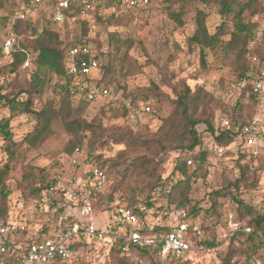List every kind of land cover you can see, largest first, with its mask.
I'll return each mask as SVG.
<instances>
[{"label":"rangeland","instance_id":"374dc122","mask_svg":"<svg viewBox=\"0 0 264 264\" xmlns=\"http://www.w3.org/2000/svg\"><path fill=\"white\" fill-rule=\"evenodd\" d=\"M20 4L21 0L0 2V49L10 27V19ZM198 9L207 15V25L210 32L214 33L222 23L220 6L215 0L210 4H205L202 0H151L145 9L122 13L125 18L110 21L114 10L106 7L102 8L101 16L90 12L80 18L88 24V34L83 41L89 42L92 49L97 47L102 66L112 61L113 68L116 69L115 73L105 79L113 92L122 96L125 91L130 95L148 92L159 95V98L150 100L158 116L150 123L149 128L136 127L122 117H115L116 108L108 103H88L72 98L69 109L54 120L51 136L35 146H29L22 144V141L33 132L35 116L14 114L9 106L1 103L0 118L11 116L10 128L14 140L21 144L19 153L17 152L19 157L14 162L15 171L7 180L12 191L8 198V221L16 222L19 227L14 239H34L42 235L44 226L54 228L56 211L66 202L60 185L69 180L85 178L92 165L98 163L94 156L102 154L104 160H115L117 165L115 168L105 166L108 176L106 194L97 197L95 202L98 228L106 230L115 221V214L123 199H128L126 202L130 205L144 209L141 219L143 226L149 230L185 223L188 227L187 241L191 243L192 250L176 256V259L165 260L155 256L141 257L134 252L118 254L107 244L88 241L66 264H121V261L122 264H152L153 261L161 264H225L224 260L229 258L231 264H264V246L249 243L245 237H230L231 231L247 227L255 213H262L264 210V157L258 161H242L238 147L228 149L222 157L212 150L208 155V163L192 177L190 183L174 188L178 180V175L174 173L175 165L178 160H184V151L169 150L173 145L170 143L172 141H167L165 132L172 121H176L173 116L179 113L177 101L181 93L189 87L192 90L191 98L196 96L201 102L198 114L210 116L216 125L224 109L228 105L232 108L236 103L244 86L238 82L236 58L226 48L208 50L205 65L201 62L200 50L190 48L188 38L196 29L195 16ZM171 11L183 13L182 27L171 18ZM47 13L36 11L32 14L37 15L34 23L39 30L48 23L45 16ZM244 19L258 23L256 35L260 39L264 33V0H255L254 9L245 14ZM52 28L60 32L65 45L83 37V26L79 23L66 27L52 25ZM229 30L231 31V27ZM27 37L29 36H25V39ZM258 46L257 41L250 43L248 47L261 58L264 53ZM30 73L20 68L17 75L8 76V81L2 83L0 80L1 95L11 98L27 89ZM66 97L58 86V79L50 75L46 78L42 93L33 99V110L41 111L49 101H53L59 109L61 100ZM139 97L143 99L142 96ZM27 98V94H22L19 101L24 102ZM251 108L248 104L246 112L250 113ZM70 111L97 129V135L92 131L79 133L82 144L72 154L66 152L70 135L65 130L62 117ZM177 117H180V113ZM167 121L170 125L162 134L159 128ZM197 130L202 138L201 149L211 148L213 139L210 132L202 124ZM126 133L137 142V146L127 149L125 144L111 141V136ZM96 139L103 142L104 146L94 150L90 156V142ZM145 142L147 146H141ZM5 144V138L0 133V149ZM183 144L188 145L190 141L186 140ZM143 157L159 164L155 170H152L154 165L149 168L151 176H139L134 168L126 174L122 172L127 164ZM244 163L248 164L247 176L251 180L248 185L241 187L239 198L251 207L252 213L238 208L229 197L218 199L220 206L217 207V213H208L206 210L212 205L211 193L237 179L240 176L239 165ZM190 171H193L192 167ZM24 175L29 181L24 179ZM158 178L166 185L165 190L156 188L151 192L150 188ZM48 184L51 185L48 192L36 193V188ZM150 194L156 201L153 208L142 202ZM195 205L203 209L197 216L192 213ZM66 206L63 216L76 217L77 207ZM172 213L177 216L176 220L172 219ZM178 213L183 214L178 216ZM204 241H212L214 245L208 247L202 243ZM0 264L18 263H8L0 258Z\"/></svg>","mask_w":264,"mask_h":264},{"label":"trees","instance_id":"16d2710c","mask_svg":"<svg viewBox=\"0 0 264 264\" xmlns=\"http://www.w3.org/2000/svg\"><path fill=\"white\" fill-rule=\"evenodd\" d=\"M3 0H0V2ZM32 0H21V4L17 7L22 8L28 6ZM106 5H100L96 7L92 11L82 12V7L79 4H73L68 10L67 17L68 19L61 23L56 24L53 22V14L49 7L44 4L40 5L36 8V11L48 12L45 14L48 23L39 30L38 26L35 25V19L37 15L30 17L27 20H13L10 19V27L16 34V39L14 44V51L12 53V59L5 65H0V76H11L17 75L21 65L31 59V67L27 69H21L24 71H30V81L27 83V89H23L19 91L14 97L8 98L5 95H1L0 93V104L4 102V105L9 106L11 111L20 114H32L36 118V125L33 132L26 135L23 139L22 144H28L29 146H35L38 142L46 140L52 134V124L55 119L59 117V115L64 113L70 107V101L72 97L70 95V86L71 79L66 76V68L68 65L69 57L68 52L74 48L81 45H88L89 42L86 40L83 41V38L88 34V24L85 20L80 19L82 15L90 12H94L101 16L100 12L103 7L112 8L113 0H107ZM205 4H210L212 0H202ZM220 6V12L222 23L219 25L214 33H211L209 27L207 25V15L201 11H196L195 16V26L196 29L188 38V43L190 48H198L200 50V58L201 62L205 65L207 58L208 50H215L217 48H226V50L233 54L236 58L237 69H238V82L242 83L244 86L242 87L240 96L236 100V103L232 106V108L228 105L224 109V113L218 117V124L216 125L213 119L210 116H203L202 114H198V107L201 102H199L198 97L191 98L192 90L189 87L185 88V91L181 93L177 104L180 109H177L180 113V117H175L176 121H172L171 126L167 131L164 130L170 122H165V125H161L159 128L160 133L165 132V136L167 137V141L170 142L173 146L169 150H183L184 151V160H178L174 173L178 175V180L174 185L175 189L180 186H187L192 177L201 171L205 165L208 163V155L212 150H216L218 146H223L226 149H232L234 147H238L240 149L239 155L242 158V161L248 159L250 161H258L264 157V154L253 157L251 154L246 153L240 146H236V144L240 143L238 132L234 131L233 128H241L248 122H251L256 116V106H257V98L253 92V83L255 80L259 78L262 71L264 70V55L262 54L261 58L257 57L251 49L248 47L250 43H254L258 41V47L261 48L262 53H264V33L260 39H257L256 30L259 27L258 23L252 21H245L244 16L247 13H250L255 6V0H215ZM151 2V1H150ZM150 3L146 6H138L134 9H131L129 12H134L137 10H142L147 8ZM113 9V8H112ZM129 12L127 14H129ZM172 19H174L180 27L183 26V13L169 12ZM112 16L110 21L114 18L119 19L120 17H126L122 15V12L113 11L111 12ZM125 14V13H124ZM251 14H254L251 12ZM72 17H76L74 21L71 20ZM101 19V18H100ZM80 24L83 26V37L77 38L75 42H72L68 45H65L63 40L61 39V34L59 31H56L52 28V25L58 27H66L69 25ZM231 27V31L229 28ZM29 36L25 39V36ZM94 53L99 61V69L94 76L93 79L88 80L90 86L97 87H105L112 89L105 79L109 78L112 73L116 72V69L113 68L112 61L109 62L108 65H101L100 63V54L97 47H94ZM97 53V54H96ZM260 52H257L259 54ZM56 76L58 79V86L61 89L63 94H66L67 97L63 98L60 102V108L57 109L56 104L53 101H49L45 107L41 111L33 110V99L36 95L42 93V90L45 86L46 78L48 76ZM9 77L6 78L2 83L8 81ZM113 90V89H112ZM114 91V90H113ZM22 94H27L28 98L24 102L19 101V97ZM142 96L144 99H139ZM123 98L130 99L133 102L144 103L145 105H150L153 107L150 100H154L159 98V95L152 94V92L148 93H134L129 94L128 91L123 93ZM142 100V101H141ZM86 102V101H85ZM250 104L252 107V111L250 113L246 112L247 105ZM155 108V107H154ZM115 117H122L130 124L135 125L136 127H145L149 128L150 123L146 122H132L128 120V110L125 107H120L114 109ZM158 116V114L156 115ZM63 117V125L65 127L66 132L70 135V140L66 148V152L68 154H72L75 148L81 146L82 139L78 136L81 132L92 131L93 134L97 135V129L92 128L91 125L85 123L82 119H80L77 115L68 112L67 115ZM220 117L227 118L232 123V129H222L220 127ZM11 116L9 118L0 120V133L4 136L6 144L0 149V221H8V198L11 195L12 191L7 184V180L12 176L15 171V160L18 159L17 152L19 153V148L21 144L17 143L14 140L13 132L10 128ZM204 125L206 130L210 132L211 137L213 139V146L208 149H201L202 147V138L198 134L197 127L199 125ZM189 140L190 144L184 145L183 143ZM111 141L115 144H125L127 149H131L137 146V142L131 138L128 133L124 135H114L111 136ZM104 144L99 139L90 142L88 154L92 156V152L97 148L103 147ZM141 146H147V142L141 143ZM225 152V154H226ZM94 158L98 163L92 165L99 166L102 168H106L105 166L115 168L117 162L112 159H103L102 154L95 155ZM192 158L193 163L189 165L187 163L188 159ZM155 166L152 170H155L159 165L155 162H150L147 157L138 158L129 164H127L123 169V173H127L131 168H134L137 172H139V176H151L149 173V168L151 166ZM240 176L234 181H230L228 184H225L220 189L212 192V205L206 210L209 212L217 213V207L220 206L218 202L219 198H231L237 205L238 208H244L250 213H252L251 207L247 206L243 199L239 198V192L242 186L248 185L250 180L247 176L248 164H240ZM193 168V171H190V168ZM90 171V170H89ZM88 171V172H89ZM86 173V177L89 175ZM107 172V170H106ZM24 179L29 181V178L24 175ZM254 179H252L253 181ZM33 186V185H32ZM51 185H44L36 188L35 191L38 194H42L43 191H49ZM166 185L162 183L161 179L158 178L155 183L152 184L150 191H155L156 188H162L165 190ZM161 189V191H163ZM172 191V190H171ZM106 194V191L99 194L97 197H103ZM95 198V202L96 199ZM128 201V199H126ZM123 199V203L119 205V209L116 212L115 216L120 215L123 211H130L134 214H139L143 217L144 211H142V207H137L134 205H130ZM143 203L146 204L147 207L153 208L156 201L152 199V195H148ZM66 205L69 204L67 201L62 208L56 211V225L55 227L44 226L42 235L38 236L34 239L27 240H16V243L25 245L26 243H31L33 241H41L47 237L54 236L55 234H65L74 228L77 224H81L78 210L77 216H63L64 212H66ZM203 209L201 207L195 205L192 208V213L194 216H197ZM254 214V213H253ZM129 230H132V227H129ZM192 230V229H191ZM247 230H250L247 232ZM170 231L169 228H160L155 227L153 230H149L146 228L143 232L148 235H158L164 236L166 233ZM188 237V236H187ZM230 237L235 239L237 237H245L246 241L253 244H258L260 247L264 246V210L262 213H255V216L247 225V227H239L233 231H231ZM98 243L96 241H93ZM88 243L87 240L83 239L71 246L74 254L76 251L85 246ZM208 247L214 245L212 241H204L202 242ZM129 243L123 239L118 238L116 243L112 248H110L114 253L123 254L122 248ZM163 241H158L155 245L150 246H139L129 244L130 252L138 253L141 257H158L159 259H176L177 255L169 254L166 257H163L161 252L163 249ZM124 255V254H123ZM75 256V255H74ZM73 256V258H74ZM72 258V259H73ZM1 259L7 261L8 263H18V260L9 255L2 256ZM225 264H231V259H225ZM67 263V262H66ZM61 262L58 259L54 264H66ZM122 264V261H121ZM152 264H161L159 261H153Z\"/></svg>","mask_w":264,"mask_h":264},{"label":"built area","instance_id":"2783aa9c","mask_svg":"<svg viewBox=\"0 0 264 264\" xmlns=\"http://www.w3.org/2000/svg\"><path fill=\"white\" fill-rule=\"evenodd\" d=\"M150 1L113 0L112 8L114 11L126 14L138 6L148 5ZM107 2V0H32L28 6L16 9L13 20H27L38 6L46 4L52 11L53 22L61 24L68 19L66 12L73 4H79L82 12H87L100 5H106ZM75 19L76 17L71 18L72 21ZM15 39V32L9 28L2 49H0V65H6L12 59ZM68 57L66 76L71 79L69 92L72 97L88 103L103 102L115 108L125 107L128 110V120L132 122H154L157 111L152 106L125 99L110 88L90 86L88 80L93 79L99 69V61L90 45L72 48L68 52ZM30 67L31 59H28L20 68ZM6 78L8 76H0L2 81ZM253 92L258 103L256 116L251 122L234 129L229 119L220 117L219 124L222 129L233 128L238 132L240 143L236 146H240L253 157H258L264 154V70L254 81ZM0 108H2L1 104ZM225 152L226 149L223 146H218L215 150L219 157L224 156ZM187 163L191 165L192 158H189ZM88 174L85 178L69 180L66 184L60 185L66 201L77 207L81 224H77L65 234H55L41 241L22 245L14 241V235L19 230L17 223L0 221V258L5 255L13 256L20 264H54L58 259L66 263L74 256L71 246L83 239L107 244L109 248L114 246L118 238L139 246L155 245L161 240L164 243L161 252L163 257L169 254L181 256L192 250L191 243L187 241L188 227L185 223L168 226L170 231L164 236L148 235L143 232L146 228L143 226L142 216L130 211H123L115 217V221H112L106 230H100L96 224L95 198L106 191L108 176L106 170L99 166L92 167ZM181 214L183 213H178V216ZM170 215L176 220L177 216L174 213ZM129 227H132V230H129ZM129 244L122 248L123 254L130 253Z\"/></svg>","mask_w":264,"mask_h":264}]
</instances>
